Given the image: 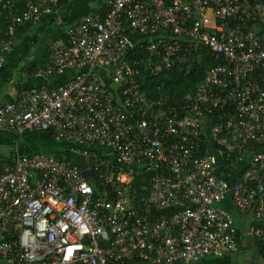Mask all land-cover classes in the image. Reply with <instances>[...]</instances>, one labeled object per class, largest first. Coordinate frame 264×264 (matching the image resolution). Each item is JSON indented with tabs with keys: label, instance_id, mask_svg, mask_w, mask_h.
I'll list each match as a JSON object with an SVG mask.
<instances>
[{
	"label": "built area",
	"instance_id": "obj_1",
	"mask_svg": "<svg viewBox=\"0 0 264 264\" xmlns=\"http://www.w3.org/2000/svg\"><path fill=\"white\" fill-rule=\"evenodd\" d=\"M19 1L0 0V68L15 31L66 0H27L24 10ZM105 8L66 27L34 72L73 78L0 106V131L50 134L86 160L31 154L0 173V264L232 258L240 237L227 200L252 218L245 236L264 256V0H107ZM204 49L213 66L182 101L141 89V74L186 76Z\"/></svg>",
	"mask_w": 264,
	"mask_h": 264
},
{
	"label": "crops",
	"instance_id": "obj_2",
	"mask_svg": "<svg viewBox=\"0 0 264 264\" xmlns=\"http://www.w3.org/2000/svg\"><path fill=\"white\" fill-rule=\"evenodd\" d=\"M73 1L74 0H69V3ZM91 2L92 0H78L77 2L73 3V5L70 6L69 9H67V5H63L58 10L53 11L50 14L44 16L41 21L36 25L25 30V33L16 42V46L13 52L6 57L4 66L0 68V106L6 103L13 102L17 98L18 93L22 90L31 89L42 85L56 87L74 77L75 72H64L63 74H60L52 79H37L34 77V70L38 67H43L48 63V49L54 40L62 38L67 24L71 26L75 25L78 23L80 17L86 14L87 12L97 13L96 11L104 9L107 0H105L104 3L99 7H91ZM27 53V57H29V54L32 57H22L25 56ZM23 62H25V67L20 69ZM17 65L20 66L19 69H17ZM11 66H14L18 71H21L19 79L13 76ZM12 83H25V85H22L20 87L17 86L16 89H13L14 84ZM35 134H38L40 136L45 135L46 137H50V139H52L53 141L58 142L54 140L50 134ZM2 141L6 142L5 134L0 133V145H2ZM16 155H18V152H16V154H7L6 152H4L3 149L0 148V173H3L5 170L10 168V162H15L17 157H19H15ZM23 155L27 156V153L22 154V156ZM69 158L71 160L68 161H73L72 157ZM237 176L238 174L234 173L231 175H227L226 179L229 181L230 184H233ZM223 207L226 208L231 214L233 218L234 227L238 231V235L240 237V252L238 255L232 257V259L238 264H250L249 262H247L246 258H252V255H243L241 254V252L245 248V244H247L249 248L252 249L254 252L258 249L254 242L250 241L245 236V233L247 232H245V230H247V228L249 229V227L251 226L252 218L250 216L242 217L237 214L233 206L230 204L229 200L225 202ZM258 251L261 254L259 249ZM261 258L263 262L259 259L257 260V264H264V256L262 254Z\"/></svg>",
	"mask_w": 264,
	"mask_h": 264
},
{
	"label": "trees",
	"instance_id": "obj_3",
	"mask_svg": "<svg viewBox=\"0 0 264 264\" xmlns=\"http://www.w3.org/2000/svg\"><path fill=\"white\" fill-rule=\"evenodd\" d=\"M77 1L78 0H74L73 2L69 3V0H66V1H63L61 5L62 6L67 5L68 6L67 9H69L70 6H72L73 3ZM26 3H27V0L19 1V7L21 10L25 9ZM104 10L105 8L99 11H96V12L104 15L106 12V10L105 11ZM70 26L71 25L67 24L66 27H70ZM31 27L32 26L28 25L26 27H21L17 29L15 31V35L13 39L17 42L22 37V35L25 33V30ZM63 36L64 34L62 35V37ZM199 56L200 57L197 60V62H195L194 67L190 70V72L186 76L180 73L181 71L180 68H174L172 70L160 73V75L155 79L151 76H148L147 74H141L137 78V81L140 84L141 89L144 92H146V95L150 99H156L158 95L157 93L160 92L163 94H167L168 96H170L171 99L172 97L176 96L175 101L180 102L182 101L186 93L193 91L204 80L205 76L207 75L211 67L213 66V58L211 57L207 49L202 50V52L199 53ZM150 85H152V87H150ZM170 102H172V100ZM210 117L213 121L215 120L214 117L212 116ZM245 149L246 151H249L251 153L255 151V148L252 146L251 143L246 144ZM59 161H63V160L59 159ZM72 162L75 163L74 161ZM75 164L79 167H83L85 165V161L77 162ZM245 164L246 162L245 163L243 162V165L241 166L246 167ZM14 166H15V162H10V168H13ZM143 177H146V175H144ZM140 179H135V180H132L131 182L137 186L140 183ZM90 184L94 188L95 192H99L101 190L100 182L97 179V176H95L92 182L90 181ZM133 264H143V263L137 262Z\"/></svg>",
	"mask_w": 264,
	"mask_h": 264
},
{
	"label": "rangeland",
	"instance_id": "obj_4",
	"mask_svg": "<svg viewBox=\"0 0 264 264\" xmlns=\"http://www.w3.org/2000/svg\"><path fill=\"white\" fill-rule=\"evenodd\" d=\"M105 0H92L91 2V7H99L104 3ZM90 7V6H89ZM44 44V43H43ZM28 53L25 56H22L24 58H31L32 56L29 54V57H27ZM25 62L22 63V66L20 69L25 67ZM20 66L17 65V69H19ZM14 66H11L12 74L13 76L17 79L20 78V72L18 71ZM14 84V88L16 89L17 86H22L25 85V83H12ZM0 133L5 134V140L6 142L2 141V145H0V148L4 150L7 154L10 153H15L18 152V155L15 157L22 154L31 155V154H41L45 155L48 158L54 159V160H71L69 157H72V160L77 163V162H82L86 161L83 157H81L76 151L73 152L71 150L70 146H67L66 144L62 142H55L50 137H46L45 135L40 136L38 134L32 133V132H26L24 134L20 135H12L11 133L1 131ZM77 149V148H76ZM69 156V157H68ZM248 231L245 230V232ZM257 249V248H256ZM252 252V254H251ZM241 254H250L252 255V258L247 257V262L250 264H257L261 258V254L259 253L258 249L254 252L252 249L249 248L247 244H245V248L241 252ZM257 258V259H256ZM229 260L233 261L232 258H222V257H216V256H211V257H206L198 262L190 263V264H217L221 263L224 260ZM263 262V261H262Z\"/></svg>",
	"mask_w": 264,
	"mask_h": 264
},
{
	"label": "water",
	"instance_id": "obj_5",
	"mask_svg": "<svg viewBox=\"0 0 264 264\" xmlns=\"http://www.w3.org/2000/svg\"><path fill=\"white\" fill-rule=\"evenodd\" d=\"M82 175H83V177H84L88 182L91 181L92 173H91L90 171L83 170V171H82Z\"/></svg>",
	"mask_w": 264,
	"mask_h": 264
}]
</instances>
